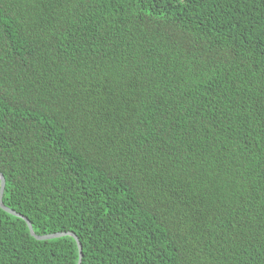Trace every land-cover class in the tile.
I'll list each match as a JSON object with an SVG mask.
<instances>
[{"label": "trees", "instance_id": "16d2710c", "mask_svg": "<svg viewBox=\"0 0 264 264\" xmlns=\"http://www.w3.org/2000/svg\"><path fill=\"white\" fill-rule=\"evenodd\" d=\"M0 173L81 264H264V0H0Z\"/></svg>", "mask_w": 264, "mask_h": 264}, {"label": "water", "instance_id": "95a60500", "mask_svg": "<svg viewBox=\"0 0 264 264\" xmlns=\"http://www.w3.org/2000/svg\"><path fill=\"white\" fill-rule=\"evenodd\" d=\"M4 187H5V179L3 177V175L0 173V208L5 211L6 213L10 214V215H13L15 217H18L20 219H23L26 224H27V227H28V230H29V234L35 238L36 240H51V239H57V238H62V237H65V236H69L71 238L74 239V241L76 242V245H77V248H78V254H79V257H78V262L77 264H81V259H82V252H81V245L77 239V237L73 234V233H56V234H51V235H45V236H37L34 234L33 230H32V226H31V223L26 219L24 218L23 216L17 214L15 211L5 207L2 203V195H3V192H4Z\"/></svg>", "mask_w": 264, "mask_h": 264}]
</instances>
